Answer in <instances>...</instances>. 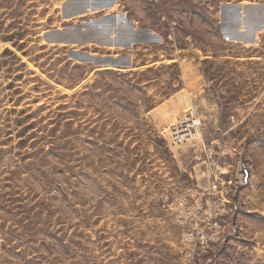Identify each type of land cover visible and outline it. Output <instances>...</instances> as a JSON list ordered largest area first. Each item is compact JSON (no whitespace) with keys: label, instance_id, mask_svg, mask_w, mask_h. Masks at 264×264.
<instances>
[{"label":"rangeland","instance_id":"1","mask_svg":"<svg viewBox=\"0 0 264 264\" xmlns=\"http://www.w3.org/2000/svg\"><path fill=\"white\" fill-rule=\"evenodd\" d=\"M253 161L264 0H0V264H264ZM212 185L190 260L173 206Z\"/></svg>","mask_w":264,"mask_h":264},{"label":"built area","instance_id":"2","mask_svg":"<svg viewBox=\"0 0 264 264\" xmlns=\"http://www.w3.org/2000/svg\"><path fill=\"white\" fill-rule=\"evenodd\" d=\"M194 127V123H181L172 127L170 133L175 141H180L185 139ZM220 199L216 185H212L205 194L191 189L177 199L176 205L171 203V206L179 209L176 220L183 228L182 242L187 247L188 259L192 260V250L197 243H213L220 236L223 230L217 222L218 217L223 214L217 205Z\"/></svg>","mask_w":264,"mask_h":264},{"label":"crops","instance_id":"3","mask_svg":"<svg viewBox=\"0 0 264 264\" xmlns=\"http://www.w3.org/2000/svg\"><path fill=\"white\" fill-rule=\"evenodd\" d=\"M253 162L255 163V167L250 169V174L245 180L244 186L236 187V193L233 195V201L243 200V203H260L258 207L262 210L264 208V161ZM234 165L236 174L235 178H239L238 172L241 171L242 166L238 161H236ZM245 210H247V208H245Z\"/></svg>","mask_w":264,"mask_h":264},{"label":"water","instance_id":"4","mask_svg":"<svg viewBox=\"0 0 264 264\" xmlns=\"http://www.w3.org/2000/svg\"><path fill=\"white\" fill-rule=\"evenodd\" d=\"M247 179V176H245V180Z\"/></svg>","mask_w":264,"mask_h":264}]
</instances>
